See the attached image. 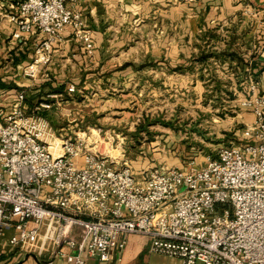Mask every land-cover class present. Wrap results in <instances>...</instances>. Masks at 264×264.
Instances as JSON below:
<instances>
[{
	"label": "built area",
	"instance_id": "2783aa9c",
	"mask_svg": "<svg viewBox=\"0 0 264 264\" xmlns=\"http://www.w3.org/2000/svg\"><path fill=\"white\" fill-rule=\"evenodd\" d=\"M79 2L0 0L12 45L36 36L23 79L44 77L66 31L93 53ZM256 85L242 102L255 117L250 141L220 147L202 166L150 170L142 180L123 153L99 150L98 138L56 136L45 115L58 95L32 109L24 94L9 106L0 96V239L11 232V248L47 256V264H107L115 254L123 264L129 235L148 238L152 253L182 264H264V97H254ZM75 91L70 85L67 95Z\"/></svg>",
	"mask_w": 264,
	"mask_h": 264
},
{
	"label": "rangeland",
	"instance_id": "374dc122",
	"mask_svg": "<svg viewBox=\"0 0 264 264\" xmlns=\"http://www.w3.org/2000/svg\"><path fill=\"white\" fill-rule=\"evenodd\" d=\"M171 1L176 20L124 25L126 41L105 60V67L125 61L143 64L140 72L118 74L110 81L102 78L105 73L89 79L77 75L75 93L52 100L45 115L57 137L93 136L102 152L114 157L123 153L139 180L150 170H184L191 163L199 167L222 146L244 145L252 139L249 128L255 121L253 112L242 106L253 98L251 82L257 84L254 97H264V68L255 67L264 63V0H252L243 15L221 22L204 20V10L181 7L192 0ZM248 36L260 55L251 56L246 68L234 54L249 57L241 52L249 49ZM202 53L207 61H197ZM190 55L194 60L183 67ZM10 73L4 76L16 80L17 70ZM39 97L35 94L31 101ZM178 260L154 253L149 264H180Z\"/></svg>",
	"mask_w": 264,
	"mask_h": 264
},
{
	"label": "crops",
	"instance_id": "0c3cea01",
	"mask_svg": "<svg viewBox=\"0 0 264 264\" xmlns=\"http://www.w3.org/2000/svg\"><path fill=\"white\" fill-rule=\"evenodd\" d=\"M251 2L252 0H192V2H185L183 6H180H190V8L197 9L199 12L204 10V20L221 22L228 20L232 15H235L233 20L237 18V15H243L244 9L251 8ZM259 2L262 3V0ZM78 5L77 9L93 32L96 51L86 56L81 51L80 46L74 42L71 34L66 31L60 42L54 46L51 63L41 71L44 77L33 84L22 78L20 69L33 57L36 36L32 35L23 45H12L10 42V24L6 19L0 18V74H2L0 76V96L6 106L12 104L20 94L27 95L24 104L31 109L35 103L31 101L35 94L40 95L39 99H46L48 95H58L59 97L66 95L68 86H75L78 83L76 81L78 80L77 75H80L81 79H89L96 74L105 73L102 78L110 81L111 77H116L118 74H136L140 72L144 68L143 64L137 66L129 61L118 64V66H104L111 50L113 52L119 51L118 48L122 47L126 41L122 33L125 28L122 27L135 24L138 21L145 23V20H168L167 23L176 20V7L171 0H80ZM261 8H264V4ZM138 23L140 24V22ZM209 32H211V29ZM250 37L248 36V39H250L249 49L241 50V52L246 51L249 57L240 54L238 51L234 54L236 60L238 58L242 60L245 67V63L249 61L248 59L251 56L260 55L258 51L256 52L253 49L254 38ZM182 54L185 55L183 51ZM262 57L264 59V56ZM194 58V55L183 58L184 64L182 66L184 67L185 62L191 64ZM9 62L11 64L8 65ZM238 64L242 66V63ZM166 66L171 70L175 67L170 63ZM255 67L262 70L264 63H261V65L255 64ZM15 69L17 70V74L14 76L17 77L16 80L4 76L10 72V74H13L12 71L15 72ZM238 69L240 70V68ZM51 102L53 103V101ZM9 235H11V232H6L0 239V264H18L20 262H23L22 264H47V256L39 257L33 253L37 257V260H35L31 257L26 258L30 252L11 248L7 242ZM149 245L148 238L129 235L126 248L122 254L123 264H149V258L154 254L150 251ZM64 250L66 249L64 248ZM116 257L117 254L107 264H116ZM54 264H66V262L57 258L54 260ZM87 264L103 263L95 259H89Z\"/></svg>",
	"mask_w": 264,
	"mask_h": 264
},
{
	"label": "trees",
	"instance_id": "16d2710c",
	"mask_svg": "<svg viewBox=\"0 0 264 264\" xmlns=\"http://www.w3.org/2000/svg\"><path fill=\"white\" fill-rule=\"evenodd\" d=\"M208 55L207 54H200V56L197 58V61H207L208 59ZM238 63H242V60H240L239 58L237 59ZM264 71V70H263Z\"/></svg>",
	"mask_w": 264,
	"mask_h": 264
},
{
	"label": "water",
	"instance_id": "95a60500",
	"mask_svg": "<svg viewBox=\"0 0 264 264\" xmlns=\"http://www.w3.org/2000/svg\"><path fill=\"white\" fill-rule=\"evenodd\" d=\"M29 257H31V258L37 260V257H36L33 253L28 254L26 258H29ZM22 263H23V262H20V263H18V264H22Z\"/></svg>",
	"mask_w": 264,
	"mask_h": 264
}]
</instances>
